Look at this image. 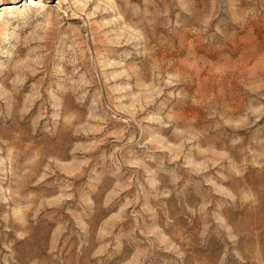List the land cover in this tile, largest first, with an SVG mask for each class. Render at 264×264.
<instances>
[{"label": "rangeland", "instance_id": "obj_1", "mask_svg": "<svg viewBox=\"0 0 264 264\" xmlns=\"http://www.w3.org/2000/svg\"><path fill=\"white\" fill-rule=\"evenodd\" d=\"M0 264H264V0H0Z\"/></svg>", "mask_w": 264, "mask_h": 264}]
</instances>
